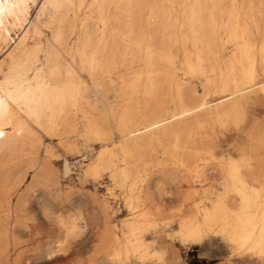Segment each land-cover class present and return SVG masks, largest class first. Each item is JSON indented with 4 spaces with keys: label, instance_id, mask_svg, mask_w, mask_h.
I'll use <instances>...</instances> for the list:
<instances>
[{
    "label": "rangeland",
    "instance_id": "obj_1",
    "mask_svg": "<svg viewBox=\"0 0 264 264\" xmlns=\"http://www.w3.org/2000/svg\"><path fill=\"white\" fill-rule=\"evenodd\" d=\"M69 1L68 24H76L82 34L95 29L98 36L103 29L105 38L111 36L115 42L111 50L104 46L97 48L103 94L95 97L96 111L93 113L100 122L110 121L112 139L110 143H104L101 137L91 135L82 117L78 119V129L74 134L67 138L49 137L33 114L22 105L15 106L21 122L47 147V153L40 150L39 155L49 162L48 168L58 183L57 187L42 185L37 181V173L27 170V158L15 160L14 168L20 180L19 194L23 198L20 202L26 200L27 208L25 211L21 207H18L19 211L17 209L15 239L12 246L7 247L8 255L0 264H264V258L239 256L223 238L210 234L198 242H182L179 233L185 219L210 208L215 195L229 184L226 171L220 172L218 164L227 169L231 161L241 162L246 167L244 173L250 177L249 184L259 187L249 153L243 155L240 151L248 145L247 137L255 126L264 123V93L261 88H253L246 94L243 104L245 122L228 125L226 129H220L216 124L209 125L208 134L214 151L198 163L192 175L195 181L182 182L187 178L177 173L171 178L163 177L155 169L147 168L148 179L141 197H148L152 202L150 210L154 221L146 232L139 235L138 244L128 242L130 229L137 226H131L133 211L124 203L129 196L130 180L125 184L118 179V174L131 163L123 162L122 144L125 139L118 130L124 105L132 102L137 114L146 103L141 95L127 96L126 78L133 73L142 72L144 75L145 53L160 51L168 56L170 65L160 59L156 67L172 73L174 82L185 79L195 88L208 85L203 92L206 106L227 98L220 89L229 72L239 75L254 66L259 86L264 83V0H131L128 19L123 21L130 25L126 31L115 19L122 11L119 0ZM42 2L36 0L31 5L29 23L36 21ZM21 32V29L12 32V47ZM45 33L49 31L45 30ZM76 41L72 36L67 45L69 54L74 53ZM10 51L11 48L4 49L0 61L8 58ZM135 53L137 56L134 58ZM109 54H112L113 68L109 73H103ZM200 62L205 68L204 73L199 69ZM0 76L2 84L3 76ZM79 80L83 97L90 100L91 76L84 73ZM142 85L144 83H140L141 88ZM171 96L174 98L176 94ZM109 106L112 112H109ZM105 150L114 153L113 172L102 168L92 170L99 154ZM65 160L70 169L67 175H64ZM153 160L165 162L161 151L153 155ZM192 191L197 193L193 202L185 201L182 193ZM236 203L235 207L239 204ZM77 214L86 223L82 234L79 233L56 257L48 258L47 251L62 238L57 223ZM104 228L110 230L112 240L101 253L94 255Z\"/></svg>",
    "mask_w": 264,
    "mask_h": 264
},
{
    "label": "bare ground",
    "instance_id": "obj_2",
    "mask_svg": "<svg viewBox=\"0 0 264 264\" xmlns=\"http://www.w3.org/2000/svg\"><path fill=\"white\" fill-rule=\"evenodd\" d=\"M119 1L122 11L115 19L126 31L130 25L123 21L128 19L131 0ZM35 2L36 0H0V54L4 49L11 48L8 58L0 61V75L3 76L0 84V261L7 257V247L15 239L18 207L22 211L27 208L26 200L20 202L22 197L19 194V173L14 168L15 160L19 157L27 158V170L36 172L37 181L42 185L57 187L58 183L48 168L49 162L39 155L40 150L46 154L47 147L21 122L15 106L22 105L33 114L49 137L67 138L74 134L78 129V119L82 117L91 135L101 137L104 143H110L112 139L110 121L100 122L93 113L96 111L95 97L103 94L97 48L104 46L111 50L115 44L113 38H105L103 29L96 36L95 29L93 32L86 30L82 34L76 24H68L69 0H43L36 21L29 23L30 8ZM99 23L101 24L100 21ZM100 24L96 23L97 26ZM16 29H21L22 32L12 47L11 34ZM45 30L49 33H45ZM72 36L77 41L74 53L69 54L67 45ZM136 56L137 53L133 55L134 58ZM111 59L112 54H109L103 73L112 70ZM160 59H164V64L170 65L169 58L164 53L146 52L143 57L146 66L144 75L142 72L133 73L126 78L127 96L132 98L141 95L146 103L137 114L132 102L124 105L118 124L119 133L125 139L122 144L123 162H131L118 174V179L123 183L128 184L126 181L130 180L127 189L129 196H126L124 203L133 211L134 221L131 226L137 225L129 231L130 244H138L139 235L146 232L154 221L150 210L152 202L148 197H141L148 179L147 168L155 169L163 177L171 178L177 173L187 178L182 182L195 181L192 175L198 168V163L214 151L208 134L211 128L209 125L216 124L220 129H226L228 125L242 124L245 122L243 104L246 94L253 88H261L264 93V83L257 85L254 66H250L239 75H231L229 72L223 86H219H222L220 91L227 98L206 106L203 92L208 85L195 88L185 79H176L174 82L172 73L156 67V62ZM262 66L264 75V59ZM199 69L204 73L205 68L201 62ZM84 73L92 78L89 91L91 101L89 97L82 95V83L79 79ZM140 83H144L142 88ZM172 93L176 97L173 98ZM224 102L227 103L216 106ZM212 106L216 108L209 110ZM108 108L112 112V107ZM247 139L248 145L240 152L243 155L249 153L259 187L249 184L250 177L244 173L246 167L241 162L233 160L227 169L218 164L220 172L226 171L229 184L224 185L223 191L215 195L210 208L198 211L182 222L179 231L182 242H198L211 234L225 239L239 256L264 258V123L256 125ZM158 151L162 152L164 163L153 160V155ZM113 155L110 150L103 151L92 170L102 168L113 172ZM69 170V164L65 160L64 175ZM195 195L197 196L195 191L182 193L187 202H193ZM13 199L16 201L13 202ZM236 202L239 204L235 207ZM28 203L30 204L29 201ZM57 224L62 238L47 249L48 258L60 254L86 227L80 214L68 220L61 219ZM111 240L110 230L104 228L99 235L94 255L101 253Z\"/></svg>",
    "mask_w": 264,
    "mask_h": 264
},
{
    "label": "crops",
    "instance_id": "obj_3",
    "mask_svg": "<svg viewBox=\"0 0 264 264\" xmlns=\"http://www.w3.org/2000/svg\"><path fill=\"white\" fill-rule=\"evenodd\" d=\"M174 244H177V242L176 241H172Z\"/></svg>",
    "mask_w": 264,
    "mask_h": 264
}]
</instances>
